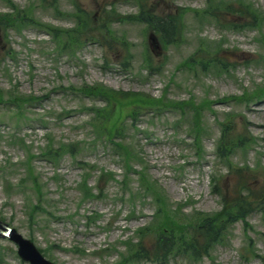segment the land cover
Segmentation results:
<instances>
[{"label":"rangeland","instance_id":"obj_1","mask_svg":"<svg viewBox=\"0 0 264 264\" xmlns=\"http://www.w3.org/2000/svg\"><path fill=\"white\" fill-rule=\"evenodd\" d=\"M232 1L0 0V23L9 28L0 26V62L4 63L0 65L2 220L31 239L55 264H115L122 253L123 264H150L134 254L165 256L154 247L160 233H137L152 220V201H139L136 194V212L131 216L133 206L128 196L121 201L120 184L111 182L101 199L81 202L79 183L86 177V183L94 185L96 175L81 169L80 161L94 164L97 171L114 172L118 179L124 177L122 162L105 143L74 156L61 149L62 144L78 148L88 143L93 138L90 124H110L103 119L107 110L111 121L124 125V136H133L127 139L132 146L128 164L132 174L126 176L128 180L136 186L134 171L139 170L159 181L170 209L187 203L180 219L192 210V214L220 212L226 201L221 193H232L239 178L228 171L242 162L251 169L250 180L255 184L252 189H264V98L251 94L258 87L264 93V0H236L244 4L247 16H259V20H247L252 28L242 27L241 13L231 17L228 4ZM106 4L111 10L105 8L108 19L104 21L106 13L102 10ZM11 7L15 13H10ZM78 14L86 22L85 28L76 26ZM151 16L178 18L184 37L168 45L162 44L159 37L158 41L150 40ZM9 17L16 18V25L7 22ZM21 19L25 21L20 24ZM45 28L55 35L54 42L46 36ZM82 35L89 40L80 48L72 40L83 42ZM60 85L68 88L59 92L56 88ZM109 88L134 100L117 108L91 95L97 89ZM19 93L36 97L35 106L24 111V117H18L6 104L10 96L14 98ZM163 93L174 102L169 110L144 113L134 120L126 117L137 108V101L158 99ZM183 101L185 114L179 111ZM132 120L135 127L130 124ZM176 122L179 129L174 127ZM191 122L200 123L205 132L191 135L186 126ZM196 135L203 136L205 158L200 164H184L195 160ZM239 140H251V144L247 149L232 147ZM216 141L218 146L223 145L221 149L231 147L228 160L215 157L219 154L215 151ZM49 144L53 154L58 149L59 155L54 158L58 162L38 157L40 150L49 157ZM28 156L35 157H31L32 169L40 177L36 182L44 186L43 205L46 204L43 213L37 211L35 221L29 218L28 203L34 204L37 196L22 166ZM89 172L92 174L86 175ZM215 181L221 184L217 195L211 190ZM257 209L248 214L245 222L225 224L224 239L210 243L209 257L195 264H264V209ZM166 211L161 218L172 215V211ZM85 216L99 217V221L90 227L91 221ZM222 218L220 214V222ZM179 233L181 236L172 240L177 241L172 251L180 256L168 258L165 264H194L182 258L192 255L184 244L191 243L193 232L185 229ZM137 236L142 237L147 251L136 249L134 243L126 251L125 244L132 238L137 240ZM0 264L28 263L20 259L11 240L0 237Z\"/></svg>","mask_w":264,"mask_h":264},{"label":"trees","instance_id":"obj_2","mask_svg":"<svg viewBox=\"0 0 264 264\" xmlns=\"http://www.w3.org/2000/svg\"><path fill=\"white\" fill-rule=\"evenodd\" d=\"M240 5L243 7L242 9H240V7H237L235 8L234 5H231L230 6V9H235L233 11H231V14L234 15V16H238L239 13H241V17H244L243 19L241 20H246V19H250V20H259V16L258 18L251 15V16H247L248 15V10L244 7V4L243 3H240ZM251 9V8H250ZM252 10V9H251ZM240 11V12H239ZM15 12V9L14 8H11V13H14ZM252 12L254 13V11L252 10ZM7 18V22H11L12 24H15V22L17 21L16 18ZM1 21V19H0ZM149 23L150 25L154 28L155 31L161 33L163 35V37L168 40V41H178L179 37H180V30L177 26V22H175L174 20L172 19H169V18H162V17H152L150 18L149 20ZM4 24L3 23H0V26H3ZM4 29H8L7 27L3 26ZM103 94H105V96L103 97H106V95H111L113 96V99L115 98V92L113 91H110L108 90L107 92H102ZM264 96V95H263ZM261 96V97H263ZM25 98H27L26 96H16V97H11V100L9 101V103H12L13 106L17 107L20 111L24 110V107H25V102H27L25 100ZM107 98V97H106ZM111 99V100H113ZM8 103V102H7ZM153 102H149L147 103L146 105H144L146 108L148 107H151L153 106L152 105ZM198 127V125H195L194 128L196 129ZM98 129V128H97ZM117 131V127L114 126L113 128H111L108 131H106V135H107V132L109 134V136L111 137H114L118 132ZM195 140L198 141V145L200 147V144H201V141L202 139L200 138V135H196L195 136ZM116 143V146L114 147V149L116 151H119L118 148L122 149V152H123V155L125 154L124 152V148H125V145H120L119 143L115 142ZM67 145H62L61 148H66ZM218 150L220 151V157L223 158V157H228L230 155V150H231V147H226L224 146L222 149H221V146L218 148ZM126 151V154L125 156L127 157H130V153ZM48 153H53L52 151H49ZM237 171H240L239 168H237ZM30 174V173H28ZM128 175V173L126 172L125 174V177H124V181H123V185H128V187H130V181L128 183V180L126 178V176ZM30 176V175H29ZM34 179V182H35V188H34V191H36V193L40 194L41 193V187L38 185V183L36 182L35 178ZM111 176H108L106 174H101L99 179H98V183L103 181L107 184L110 180H111ZM141 180V185L140 186V189L141 190H144L145 192L149 191L150 192V188L149 186H144L143 183L144 181H146L144 179V177H141L140 178ZM217 186V189L219 188L218 185ZM126 187V186H125ZM143 188V189H142ZM155 188V186L153 185V189ZM98 191L100 192L101 189L98 188ZM136 190H131L130 189V192L132 193V196H133V193L135 192ZM249 194L250 196H257L256 194L253 193V191H250L249 190ZM259 198H262L263 195H258ZM154 199V198H153ZM156 202L157 204H161V202H163V200H161L160 197H157L156 199ZM235 203V205L232 207V211L233 212H221V215L224 217V218H231L232 216H234L235 218H241L243 215H246V211H247V205L248 203L241 199L240 198V194H238L237 198L233 201ZM37 207L35 208H38L40 205L39 203L36 205ZM160 205L158 206V208L156 209L155 211V217H154V220H156V222H158V224L154 225V229H155V232L157 233H160V235L158 236L157 238V244H158V247L159 249H162L163 251L167 252L171 249H173L175 246H177V241L176 242H173L172 240L176 237V236H181V234H175L174 232H182L183 230V227L178 225L176 222L173 221V219H169V220H166L162 223H159L161 222L162 220H160L159 218V215H160V211L162 212V209L160 208ZM248 211H249V208H248ZM194 223L197 224L198 221L197 220H194ZM179 228H177V226ZM149 228V226L146 227V230ZM221 230H223V224L220 223V213L215 215V216H211V215H206L204 218H202V220L198 223V226H197V231L196 232H203L204 234V237H205V242L207 243H212L214 242L216 239H218L219 237V234L217 232H221ZM216 238V239H215ZM192 245V244H191ZM142 246V245H141ZM184 246L187 248V245L184 244ZM143 250V249H142ZM138 254H134V256L136 255H143V256H146L144 253L143 254H140V252H137Z\"/></svg>","mask_w":264,"mask_h":264},{"label":"water","instance_id":"obj_3","mask_svg":"<svg viewBox=\"0 0 264 264\" xmlns=\"http://www.w3.org/2000/svg\"><path fill=\"white\" fill-rule=\"evenodd\" d=\"M0 236L9 237L14 241L19 249L18 254L24 260L30 262V264H53L50 261L43 258V256L35 248L34 244L29 240L24 239L16 230L8 227L7 224L0 221Z\"/></svg>","mask_w":264,"mask_h":264}]
</instances>
